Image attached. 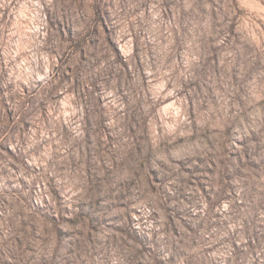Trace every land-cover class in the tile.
Segmentation results:
<instances>
[{
    "label": "rangeland",
    "instance_id": "1",
    "mask_svg": "<svg viewBox=\"0 0 264 264\" xmlns=\"http://www.w3.org/2000/svg\"><path fill=\"white\" fill-rule=\"evenodd\" d=\"M0 264H264V0H0Z\"/></svg>",
    "mask_w": 264,
    "mask_h": 264
}]
</instances>
